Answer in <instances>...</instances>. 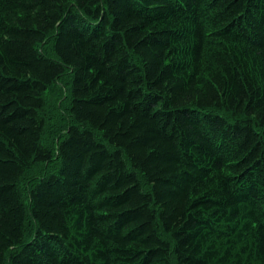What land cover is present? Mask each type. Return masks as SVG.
<instances>
[{
	"label": "trees",
	"instance_id": "obj_1",
	"mask_svg": "<svg viewBox=\"0 0 264 264\" xmlns=\"http://www.w3.org/2000/svg\"><path fill=\"white\" fill-rule=\"evenodd\" d=\"M0 264H264V0H0Z\"/></svg>",
	"mask_w": 264,
	"mask_h": 264
},
{
	"label": "rangeland",
	"instance_id": "obj_2",
	"mask_svg": "<svg viewBox=\"0 0 264 264\" xmlns=\"http://www.w3.org/2000/svg\"><path fill=\"white\" fill-rule=\"evenodd\" d=\"M70 73L66 72L54 84L49 86L44 93L45 106L42 116L45 120L42 131V145L50 149L55 160L50 165L33 164L28 168L19 183V189L22 196L27 200L28 190L34 183V179L44 173L46 169L50 171L56 163L57 144L61 139L66 127L72 124L69 114L70 96ZM34 224L28 218L26 223L27 235L31 234Z\"/></svg>",
	"mask_w": 264,
	"mask_h": 264
}]
</instances>
